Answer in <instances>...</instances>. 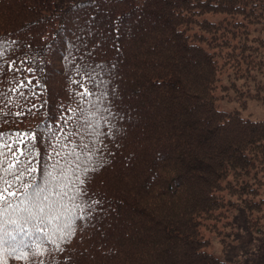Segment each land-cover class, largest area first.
<instances>
[{"label": "trees", "instance_id": "16d2710c", "mask_svg": "<svg viewBox=\"0 0 264 264\" xmlns=\"http://www.w3.org/2000/svg\"><path fill=\"white\" fill-rule=\"evenodd\" d=\"M257 22L264 0H0V264H264V119L218 107L211 50L256 79Z\"/></svg>", "mask_w": 264, "mask_h": 264}, {"label": "rangeland", "instance_id": "374dc122", "mask_svg": "<svg viewBox=\"0 0 264 264\" xmlns=\"http://www.w3.org/2000/svg\"><path fill=\"white\" fill-rule=\"evenodd\" d=\"M223 14L217 13L214 14V19L218 20L222 17ZM226 21V20H225ZM250 34L252 36H258L264 38V22L250 23ZM232 34L229 31L228 36ZM222 37L219 38L220 43ZM219 49V55L217 58L223 64L221 67V71L219 73V80L217 81V86L215 88V94L217 96L216 102L218 107L225 110H238L243 116L251 117L255 119H264V103L260 101V99L256 97H250L246 94V92L241 93L242 90H247L248 83L250 84L252 92H256L257 89L254 85L258 83H264V73L260 72L259 75L256 76V79L245 81L243 78L235 77V59L229 58L228 51H231V45H217L215 48L211 47V50ZM236 49H239L238 47ZM225 62V63H224ZM236 82V87L230 85V79ZM203 233L211 239L210 244L206 247V249L212 251L217 255H221L222 244L218 240V237L214 235V231H210L206 229L204 226L202 227Z\"/></svg>", "mask_w": 264, "mask_h": 264}, {"label": "snow or ice", "instance_id": "6c2138e0", "mask_svg": "<svg viewBox=\"0 0 264 264\" xmlns=\"http://www.w3.org/2000/svg\"><path fill=\"white\" fill-rule=\"evenodd\" d=\"M3 134H0V137H2ZM15 151V149L13 150ZM4 155V150L2 147H0V156H3ZM3 161H0V164H2ZM19 163V162H18ZM27 170V169H26ZM35 169H32V172H34ZM5 181L3 180V177H0V183H4ZM81 183H83V181H80Z\"/></svg>", "mask_w": 264, "mask_h": 264}]
</instances>
